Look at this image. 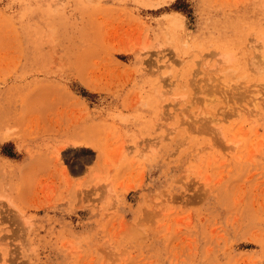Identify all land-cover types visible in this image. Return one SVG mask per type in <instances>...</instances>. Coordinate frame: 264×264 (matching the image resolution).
<instances>
[{"label": "rangeland", "instance_id": "1", "mask_svg": "<svg viewBox=\"0 0 264 264\" xmlns=\"http://www.w3.org/2000/svg\"><path fill=\"white\" fill-rule=\"evenodd\" d=\"M261 46L264 0H0V264H264Z\"/></svg>", "mask_w": 264, "mask_h": 264}, {"label": "bare ground", "instance_id": "2", "mask_svg": "<svg viewBox=\"0 0 264 264\" xmlns=\"http://www.w3.org/2000/svg\"><path fill=\"white\" fill-rule=\"evenodd\" d=\"M256 59H257V62H255L256 65H260L261 64V65L264 66V47L263 46H261L259 48L258 55H257ZM221 60H222V62L225 63V61H228V57L226 55H223ZM229 60H231V59H229ZM258 68H260V67H258ZM260 70H262V69L260 68ZM222 73H223L222 74L223 82H226V81H227L226 83L231 82V80H232L231 71L229 69H226V70L222 71Z\"/></svg>", "mask_w": 264, "mask_h": 264}]
</instances>
